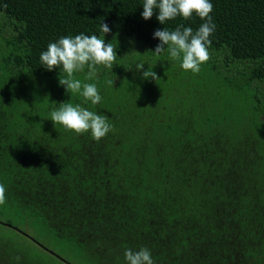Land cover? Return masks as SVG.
Segmentation results:
<instances>
[{
  "label": "trees",
  "instance_id": "1",
  "mask_svg": "<svg viewBox=\"0 0 264 264\" xmlns=\"http://www.w3.org/2000/svg\"><path fill=\"white\" fill-rule=\"evenodd\" d=\"M210 2V59L194 74L153 52V33L195 31V13L161 24L144 0H0V264H73L19 225L78 264H126L142 247L154 264H264V0ZM80 33L116 52L112 70L74 74L96 84L95 105L40 61ZM61 103L113 130L97 142L55 125Z\"/></svg>",
  "mask_w": 264,
  "mask_h": 264
},
{
  "label": "clouds",
  "instance_id": "2",
  "mask_svg": "<svg viewBox=\"0 0 264 264\" xmlns=\"http://www.w3.org/2000/svg\"><path fill=\"white\" fill-rule=\"evenodd\" d=\"M156 9L159 10L157 19L161 24L178 16L186 20L191 19L194 13L205 21L195 31L191 27L180 25L172 31L165 27L156 29L153 33V38L160 41L153 52L158 55L166 53L171 60L181 61L184 70L199 73L201 65L210 59L208 51L212 43L210 37L216 29L210 15L213 4L210 0H144L141 15L145 20L151 19ZM99 27L104 36L111 32L109 25L103 21ZM40 61L49 71L60 68L65 73L63 76L60 75L59 84L66 92L79 93L85 103L90 101L95 105L102 100L96 84L82 83L81 80L74 78V74L87 68V79L91 80L97 76L98 65L112 70L116 52L112 42L106 43L105 39L95 34L89 36L80 33L74 37L62 36L57 41L49 43L47 50L41 52ZM144 65L139 63L135 68L141 71ZM142 75L145 79L157 81L160 79L150 67L143 71ZM50 119L55 125H63L77 134L90 132L97 142L113 130L106 115L97 114L80 104L74 106L71 103H61L59 108L51 111ZM5 192V186L0 184V204L5 203ZM124 255L126 264H154L151 251L147 247L139 250L126 249Z\"/></svg>",
  "mask_w": 264,
  "mask_h": 264
},
{
  "label": "rangeland",
  "instance_id": "3",
  "mask_svg": "<svg viewBox=\"0 0 264 264\" xmlns=\"http://www.w3.org/2000/svg\"><path fill=\"white\" fill-rule=\"evenodd\" d=\"M20 229H22L24 232L28 233L31 236H35L43 245H45L46 247H48L51 250L56 251L59 255L63 256L64 258L67 259L68 262L73 263V264H78V261L76 259H74L71 256H68L67 254L63 253L59 248H55L53 245H51L48 241H46L45 239L41 238L38 234H36L34 231H32L29 228H26L23 225H19Z\"/></svg>",
  "mask_w": 264,
  "mask_h": 264
}]
</instances>
